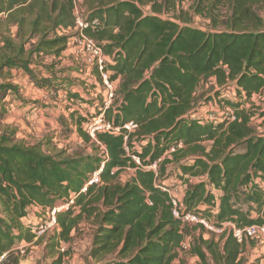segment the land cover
Masks as SVG:
<instances>
[{"label":"trees","instance_id":"trees-1","mask_svg":"<svg viewBox=\"0 0 264 264\" xmlns=\"http://www.w3.org/2000/svg\"><path fill=\"white\" fill-rule=\"evenodd\" d=\"M85 4L90 26L84 33L101 45L112 80L118 81L117 100L105 118L115 127L133 122L138 128L124 130L127 142L124 136L98 134L106 147L101 154L84 130L88 117L73 114L79 133L98 153L72 158L0 136V264H21L25 255L18 248L24 243H44L48 264H66L72 254L70 248L62 252V245H71L85 222L94 226L89 257L98 264H186L188 256L200 264H249L244 255L254 249V240L238 243L230 231L215 239L202 225L192 229L199 231L195 235L191 225L174 217L172 196L161 180L168 166L178 167L179 178L189 184L184 215L215 217L219 227L264 226V189L258 182L264 181V135L253 129L255 113L247 109L264 93V0ZM74 9L73 0H0V78L6 69L32 74L34 56L60 57L70 36L58 31L75 28ZM192 16L209 21V28L193 27ZM206 82L224 93L232 88L233 100L207 102L214 103L216 114L232 111L233 121L215 124L199 116L198 93ZM16 90L0 84V103ZM126 169L136 175L121 184ZM97 172L99 183L83 193ZM192 178L201 180L193 184ZM72 198L69 210L57 212L53 232L36 238L33 228Z\"/></svg>","mask_w":264,"mask_h":264},{"label":"rangeland","instance_id":"rangeland-1","mask_svg":"<svg viewBox=\"0 0 264 264\" xmlns=\"http://www.w3.org/2000/svg\"><path fill=\"white\" fill-rule=\"evenodd\" d=\"M183 6L187 11L190 3L185 2ZM85 7L86 4L84 3L83 8L87 12V7ZM146 11L150 12V9L147 8ZM192 19L193 27L203 30L209 28V21L206 19L198 16H192ZM2 25L3 22H0V31H3ZM16 32V27H12L11 34L13 38ZM1 35L0 33V46ZM73 60L70 51L67 52L66 49L60 57L51 55L38 58L34 56L32 59L33 64L30 66L32 74L22 69H6L3 71L0 84L11 85L16 87L17 90L8 93L0 103V136L6 135L13 142L26 146L43 144L45 150L54 154L63 152L66 157L70 158L98 153L96 143H94L95 146L86 143L83 139L73 116L80 117L83 113L89 118L97 112L98 108H95V105L98 102H103L104 90L99 83L98 75L87 77L84 73L81 74ZM217 90L210 85V82H206L201 86L198 98H202L198 102L197 108L199 116L206 115L211 120L226 118L227 111L216 114L217 109L214 107V103L207 101L210 98L217 99L218 102L222 98L233 100L232 88L227 93ZM217 92H220L219 97L216 96ZM72 95H78L79 99H73ZM252 104L247 106V109L255 113L252 119V127L258 135H264V116H261L264 114V93L255 96ZM217 105L219 106V104ZM137 150L140 151L139 146H137ZM99 153L102 154V151L100 150ZM154 169H157V167ZM135 175V169H126L121 174L119 182L125 184L133 179ZM179 176L178 167L170 165L167 167L166 176L163 177L161 182L168 186L172 194L182 197L188 190L189 184L181 180ZM200 180L201 178H192L190 183L196 184ZM45 221L43 220V222ZM39 223L41 224V221ZM211 223L216 228L225 229L226 232H229L233 225L224 223L222 227H219L215 217L211 218ZM191 227L190 230L195 228L194 225ZM93 228L91 222L81 224L79 229L73 233L75 239L71 245H62L65 249L70 248L71 250L72 257L69 264H98L89 257ZM52 232V230H49L48 233L51 234ZM198 232L193 233L196 235ZM220 236L215 235L214 237L219 239ZM210 237L211 235L205 234L206 239ZM187 240L190 241L191 239L187 238ZM43 244L39 246L31 245L28 252L24 254L25 257L21 263L48 264L50 257L46 254ZM23 245L30 244L24 243ZM255 245L254 249H249L244 255L245 261L249 263L252 260L249 263L251 264L257 258H261V264H264V246L257 241H255ZM181 257H183V254ZM184 260L186 264H200L199 259L195 257L188 256Z\"/></svg>","mask_w":264,"mask_h":264},{"label":"built area","instance_id":"built-area-1","mask_svg":"<svg viewBox=\"0 0 264 264\" xmlns=\"http://www.w3.org/2000/svg\"><path fill=\"white\" fill-rule=\"evenodd\" d=\"M86 1L87 0H73L75 6V28L69 30H60L58 31V33L61 36H70L67 43V52L70 51L72 57L74 58L73 62L76 63L78 67L77 70H80V73H84L87 77H93L94 75H98L99 83L101 84L104 90L103 102H98V104L95 105V108H98V110L88 118L87 122H85L84 130L86 134L90 136L92 142H95L98 146H100V150L102 151V153H105L106 147L98 142V134L110 133L115 136H124V140L127 142L129 134H126L124 130L128 131L129 133H132L138 128V126L132 122L123 127H115L111 122L107 121L105 118L106 112L114 106L117 100L118 81L112 80L113 73L111 70H109V60L105 55L101 45L97 43L94 39L86 36L84 33V31L90 26V24L86 21L83 13V4ZM95 24H97V21L94 22V25ZM225 111L228 112L226 113L227 115L225 119H208L214 123L220 121H233L235 119L234 113L229 109ZM126 151L129 152L128 148H126ZM133 159L137 165H141L138 158L133 157ZM155 167L156 166L152 168L154 169ZM100 172L94 174L92 180L82 190L83 193L87 191L88 186L99 183ZM258 182L260 183V186L264 189V181L260 179L258 180ZM163 190L168 191L170 196H172L173 215L176 219L181 220L183 225H202L207 231L213 232L214 234L219 236L226 231L223 228H216L211 223V220L205 219L201 216L195 214L184 215L181 210V208H183L184 196L178 197L175 194H172L170 190ZM73 203L74 198L71 199V202L69 204L61 208L53 209L45 222L41 220V224L39 223L33 228V232L35 233L36 238H40L46 235L49 230L53 231L56 227L57 212L61 210H69L70 206L73 205ZM230 232L233 234V237L238 241V243H243L246 239H251L260 242L264 246V226L254 225L245 228H237L235 225H232V229H230ZM31 245L33 244L26 246L22 245L18 248V250L21 252L22 255H24L26 253V249H29ZM188 248V242L182 244V250L187 251ZM64 250L65 248L63 247L62 252H64ZM179 253H181V251H179ZM69 262L70 259L67 258L66 264H69Z\"/></svg>","mask_w":264,"mask_h":264},{"label":"crops","instance_id":"crops-1","mask_svg":"<svg viewBox=\"0 0 264 264\" xmlns=\"http://www.w3.org/2000/svg\"><path fill=\"white\" fill-rule=\"evenodd\" d=\"M73 61H74V60H73ZM183 196H184V195H183ZM29 211H30V212L32 213V215H33V214L35 213V211H36V208L32 207V208H30ZM25 222L28 223V221H26V220H25ZM253 258H254V257H253ZM250 262H252V260H251ZM250 262H249V263H250ZM261 263H262V262H261ZM21 264H25V263H21Z\"/></svg>","mask_w":264,"mask_h":264}]
</instances>
